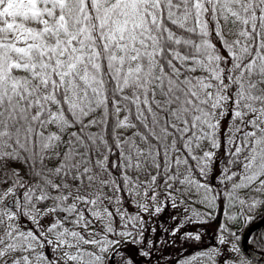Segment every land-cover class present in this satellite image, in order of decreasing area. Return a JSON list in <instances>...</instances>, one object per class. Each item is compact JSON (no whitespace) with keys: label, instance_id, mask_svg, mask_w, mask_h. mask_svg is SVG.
Listing matches in <instances>:
<instances>
[{"label":"snow or ice","instance_id":"snow-or-ice-1","mask_svg":"<svg viewBox=\"0 0 264 264\" xmlns=\"http://www.w3.org/2000/svg\"><path fill=\"white\" fill-rule=\"evenodd\" d=\"M257 216L264 0H0V264H253Z\"/></svg>","mask_w":264,"mask_h":264},{"label":"water","instance_id":"water-1","mask_svg":"<svg viewBox=\"0 0 264 264\" xmlns=\"http://www.w3.org/2000/svg\"><path fill=\"white\" fill-rule=\"evenodd\" d=\"M263 225H264V220L259 218L255 223H253L252 225H250L246 229V231L243 233L242 239H241L242 248L247 250V252H246L247 256L250 259H253V260H256V261L262 262V263H264V253L258 252V251H255L254 249H252L249 246V244L245 243L244 237H245L246 234H250L251 235L254 231L258 230Z\"/></svg>","mask_w":264,"mask_h":264},{"label":"trees","instance_id":"trees-1","mask_svg":"<svg viewBox=\"0 0 264 264\" xmlns=\"http://www.w3.org/2000/svg\"><path fill=\"white\" fill-rule=\"evenodd\" d=\"M163 218V217H162ZM259 218V216H257V218L256 219H254V220H252L250 223H248L247 225H245L244 226V228H243V231L245 230V228L246 227H248L251 223H253L255 220H257ZM220 222V219L218 218L217 220H215V221H209V223L208 224H206V225H203V226H205V227H207V228H204V229H206L207 231L205 232V241H206V243L207 244H210L212 241H211V239L209 238L213 233H214V230H215V228H216V226H217V224ZM243 231H241V232H243ZM258 233H264V226H262L261 228H259L257 231H255V232H253L252 234H251V236H255L256 234H258ZM254 248V247H253ZM255 250H257V251H261L260 249H257V248H254ZM253 264H264V263H260V262H257V261H254L253 260Z\"/></svg>","mask_w":264,"mask_h":264},{"label":"rangeland","instance_id":"rangeland-1","mask_svg":"<svg viewBox=\"0 0 264 264\" xmlns=\"http://www.w3.org/2000/svg\"><path fill=\"white\" fill-rule=\"evenodd\" d=\"M244 226H245V225L238 226L241 235H242V232H241V231H243ZM203 228H207V227L203 226ZM251 248H253V247H251Z\"/></svg>","mask_w":264,"mask_h":264},{"label":"flooded vegetation","instance_id":"flooded-vegetation-1","mask_svg":"<svg viewBox=\"0 0 264 264\" xmlns=\"http://www.w3.org/2000/svg\"><path fill=\"white\" fill-rule=\"evenodd\" d=\"M247 228V227H246Z\"/></svg>","mask_w":264,"mask_h":264}]
</instances>
